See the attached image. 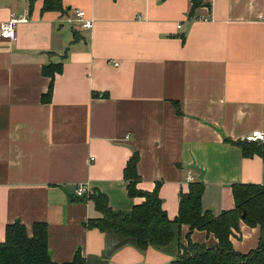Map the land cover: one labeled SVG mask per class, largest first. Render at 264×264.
Listing matches in <instances>:
<instances>
[{"label":"crops","instance_id":"1","mask_svg":"<svg viewBox=\"0 0 264 264\" xmlns=\"http://www.w3.org/2000/svg\"><path fill=\"white\" fill-rule=\"evenodd\" d=\"M61 2L44 11L42 0H0V23L27 18L12 39L0 36V242L9 224L31 236L43 222L52 264H170L175 248L88 227L102 217L90 195L116 211L140 204L124 179L134 152L137 188L159 183L171 220L191 182L214 215L234 207V183L264 185L263 158L236 144L264 131V0H206L193 14L191 0ZM76 9L91 27L63 20ZM58 62L42 101L51 80L42 67ZM188 232L183 224L184 245ZM189 238L216 243L202 230ZM230 239L247 254L260 228L242 222Z\"/></svg>","mask_w":264,"mask_h":264},{"label":"trees","instance_id":"2","mask_svg":"<svg viewBox=\"0 0 264 264\" xmlns=\"http://www.w3.org/2000/svg\"><path fill=\"white\" fill-rule=\"evenodd\" d=\"M34 1L29 0L30 4ZM42 1L44 11L62 10L61 0ZM206 4V0H191V14ZM61 65V62L43 65L42 73L51 80L42 101H50L53 79L56 73L61 72ZM236 144L242 148L245 156L258 154L264 160V142L239 141ZM137 162L138 154L134 152L124 168V179L127 181L128 193L143 197V201L129 211H116L109 207L104 194L94 191L90 197L102 217L89 219L88 227H96L101 231L113 230L122 235L125 243H132L141 249L148 246L175 248V258L170 264H264V185L234 183V207L214 215L202 207L203 184L191 182L188 192L180 193L178 214L171 220L162 208L159 183L151 191L137 188ZM244 211L247 212L245 217ZM242 222L260 228L259 245L247 254L234 250L230 239L234 230H240ZM183 224L189 226L185 245L180 239ZM195 229L212 234L216 243L209 247L193 243L189 234ZM0 264H52L47 247L46 223H33L31 236H28L25 226L20 222L7 225L5 240L0 242Z\"/></svg>","mask_w":264,"mask_h":264},{"label":"built area","instance_id":"3","mask_svg":"<svg viewBox=\"0 0 264 264\" xmlns=\"http://www.w3.org/2000/svg\"><path fill=\"white\" fill-rule=\"evenodd\" d=\"M67 23L77 22L82 28H88L92 26V20L85 17L84 10L76 9L73 14L66 15L63 19ZM27 18L24 16H18L15 13H12L10 18L6 21L0 23V36L5 39H12L16 34V25L18 23L26 22ZM117 63L115 62V65ZM248 141L251 142H264V131L254 130L249 136ZM193 176H188L187 180L192 181ZM85 185L79 184L76 189V194L82 196L85 192Z\"/></svg>","mask_w":264,"mask_h":264},{"label":"water","instance_id":"4","mask_svg":"<svg viewBox=\"0 0 264 264\" xmlns=\"http://www.w3.org/2000/svg\"><path fill=\"white\" fill-rule=\"evenodd\" d=\"M246 213H247V212H246V211H244L243 217H245V216H246Z\"/></svg>","mask_w":264,"mask_h":264}]
</instances>
